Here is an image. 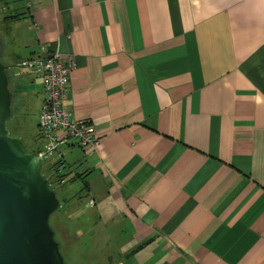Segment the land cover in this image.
I'll return each instance as SVG.
<instances>
[{"label": "crops", "instance_id": "obj_1", "mask_svg": "<svg viewBox=\"0 0 264 264\" xmlns=\"http://www.w3.org/2000/svg\"><path fill=\"white\" fill-rule=\"evenodd\" d=\"M1 1L33 148L44 93L19 64L41 44L73 58L63 108L98 144L60 147L65 181L82 176L89 196L102 184L99 204L129 239L159 241L165 264H264V0Z\"/></svg>", "mask_w": 264, "mask_h": 264}, {"label": "rangeland", "instance_id": "obj_2", "mask_svg": "<svg viewBox=\"0 0 264 264\" xmlns=\"http://www.w3.org/2000/svg\"><path fill=\"white\" fill-rule=\"evenodd\" d=\"M2 4L0 1V17L3 16ZM0 33H3L2 29ZM7 71L10 77L11 71L8 69ZM15 86L12 78H9V87L14 95L12 101L14 118L8 123L9 134L20 137L25 146L33 148L32 138L36 132L35 98H30L27 104V97L23 98L20 94L14 93ZM24 101L26 106L21 105ZM34 139L37 140L36 137ZM69 162L72 163L73 160ZM66 172L67 169L64 168L60 169L58 174L63 175ZM44 176H49V173H45ZM82 188L83 183L78 180L54 189L62 206L50 216L49 225L65 264H165L167 251L161 247L159 241L154 237L150 238L151 241L147 239L143 242L135 238L129 239L133 230L128 227V222L123 216L119 218L120 216L116 214L117 209L112 208V202L106 199L108 204L105 206L99 204L104 193L102 184L92 186L90 196L86 190L81 191ZM90 198L96 201L95 207L91 206L93 201ZM109 214H113V220ZM141 245L143 247L138 249ZM132 251L134 254L130 253Z\"/></svg>", "mask_w": 264, "mask_h": 264}, {"label": "water", "instance_id": "obj_3", "mask_svg": "<svg viewBox=\"0 0 264 264\" xmlns=\"http://www.w3.org/2000/svg\"><path fill=\"white\" fill-rule=\"evenodd\" d=\"M6 71L0 60V264H65L49 225L62 202L41 174L40 157L9 134L13 93Z\"/></svg>", "mask_w": 264, "mask_h": 264}, {"label": "built area", "instance_id": "obj_4", "mask_svg": "<svg viewBox=\"0 0 264 264\" xmlns=\"http://www.w3.org/2000/svg\"><path fill=\"white\" fill-rule=\"evenodd\" d=\"M19 65L42 81L44 97L38 117L41 138L36 147L41 162L50 166L61 159L60 147L70 142L88 154L92 153L98 144L94 128L85 120L72 118L63 108L74 68L73 58L60 53L57 48L41 44L35 59Z\"/></svg>", "mask_w": 264, "mask_h": 264}, {"label": "trees", "instance_id": "obj_5", "mask_svg": "<svg viewBox=\"0 0 264 264\" xmlns=\"http://www.w3.org/2000/svg\"><path fill=\"white\" fill-rule=\"evenodd\" d=\"M1 1V0H0ZM22 16V14L21 15H15V16H13V17H10L9 19L11 20V19H17V18H20ZM0 38H1V36H0ZM2 47V46H1ZM0 47V60H1V50H2V48ZM1 62L3 63V61L1 60ZM5 66H7L5 63H3ZM7 73H8V71H6ZM10 79L12 78L11 76L9 77ZM14 96V95H13ZM26 148H27V150L29 151V152H31V153H33V154H37V152H38V149L37 148H29L28 146H25ZM45 164V165H44ZM64 165H65V161L64 160H62V158L61 159H58V160H56L55 162H53L50 166H47V164L46 163H44V162H41V173H42V175L44 176V174L45 173H49V176H44V177H46V178H48L49 179V181H50V185H51V189H55V187H59L60 185L62 186V185H64L65 183H67V181H65V179H64V175H60V174H58V171L61 169V168H63L64 167ZM84 177H87V175H85ZM76 179H80L81 181H82V183H83V189L84 188H87L88 186H87V183L84 181V178H82V176H80V177H76V175H75V177H72L71 179H69V180H71V181H74V180H76ZM57 185V186H56ZM149 241H151V239L149 240ZM143 246L141 245V246H139L138 247V249L139 248H142ZM132 253H134V251L132 252Z\"/></svg>", "mask_w": 264, "mask_h": 264}, {"label": "flooded vegetation", "instance_id": "obj_6", "mask_svg": "<svg viewBox=\"0 0 264 264\" xmlns=\"http://www.w3.org/2000/svg\"><path fill=\"white\" fill-rule=\"evenodd\" d=\"M10 86H12V85H10ZM13 87V86H12ZM14 90V93L16 92L17 93V91H16V89H13Z\"/></svg>", "mask_w": 264, "mask_h": 264}]
</instances>
